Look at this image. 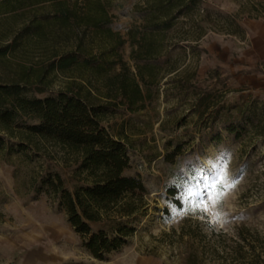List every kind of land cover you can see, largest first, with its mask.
Wrapping results in <instances>:
<instances>
[{"label": "rangeland", "instance_id": "374dc122", "mask_svg": "<svg viewBox=\"0 0 264 264\" xmlns=\"http://www.w3.org/2000/svg\"><path fill=\"white\" fill-rule=\"evenodd\" d=\"M103 1L111 18L105 28L127 38L137 27L138 37L154 50L139 61L148 66L145 108L122 110L111 121L115 133L128 136L125 175L143 180L149 210L120 251L107 261L93 258L65 212L31 186L43 162L39 151L26 156L8 141L0 150V264H235L230 252L242 242L238 230L244 227L263 248L264 136L246 127L240 137L223 129L218 139L196 104L207 93L224 98L227 107L251 104L252 117L264 125V0H198L174 9L169 27L147 22L146 0ZM51 5L12 0L0 7V47H9L0 58L1 75L49 67L55 54L73 49L82 25L64 27ZM92 41L87 38L85 45L100 57V38ZM136 48L130 42L118 48L133 70ZM119 70L120 65L110 68ZM66 80L51 72L45 79L50 90L38 95L62 89ZM170 141L182 143L186 153L176 155L175 164L166 159Z\"/></svg>", "mask_w": 264, "mask_h": 264}, {"label": "trees", "instance_id": "16d2710c", "mask_svg": "<svg viewBox=\"0 0 264 264\" xmlns=\"http://www.w3.org/2000/svg\"><path fill=\"white\" fill-rule=\"evenodd\" d=\"M29 1L51 3L60 24L68 27L79 22L82 31H77L73 49L55 54L49 67L24 68L12 77L0 74V150L12 141L15 146L11 150L26 156L29 150L39 151L43 162L31 186L46 193L52 206L65 212L82 246L93 258L107 261L133 237L137 224L149 210V190L143 180L125 175L130 168V155L124 143L128 136L122 131L115 133L111 121L122 110L132 113L145 108L148 66L139 61L154 51L153 46L138 37L137 27L128 30L127 38L105 28L111 22L108 1ZM146 1L151 9L147 22L156 25L163 21L169 27L167 17L174 9L189 7L198 0ZM0 2V7L12 4V0ZM89 37L93 43L100 38V57L93 54V47L85 45ZM128 42L137 46L132 51L135 70L118 53V48ZM8 50V46L0 47V58ZM113 65H120V70L111 73ZM53 71L67 78L63 88L39 96L50 90L45 79ZM31 86H35L32 93ZM222 99L213 100L207 93L196 104L199 118L210 120L218 139L223 129L240 137L246 127L264 136V125L257 124L252 117L251 104L227 107ZM167 147H173L166 159L174 164L176 155L186 154L182 143L173 145L170 141ZM68 170L70 176L66 177ZM168 191L171 195L176 192L175 188ZM245 231L249 232V228L238 230L242 242L230 252L233 262L264 264V247H258L259 239L247 236ZM195 256L191 254L192 259Z\"/></svg>", "mask_w": 264, "mask_h": 264}, {"label": "snow or ice", "instance_id": "6c2138e0", "mask_svg": "<svg viewBox=\"0 0 264 264\" xmlns=\"http://www.w3.org/2000/svg\"><path fill=\"white\" fill-rule=\"evenodd\" d=\"M212 188H216V184L213 183L211 185ZM212 199H213V202L216 203L218 202V200L220 199V193H215L213 196H212Z\"/></svg>", "mask_w": 264, "mask_h": 264}]
</instances>
